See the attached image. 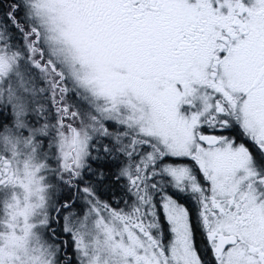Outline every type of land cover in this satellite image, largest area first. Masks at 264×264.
Instances as JSON below:
<instances>
[{
  "label": "snow or ice",
  "instance_id": "1",
  "mask_svg": "<svg viewBox=\"0 0 264 264\" xmlns=\"http://www.w3.org/2000/svg\"><path fill=\"white\" fill-rule=\"evenodd\" d=\"M0 264H264V0H0Z\"/></svg>",
  "mask_w": 264,
  "mask_h": 264
}]
</instances>
